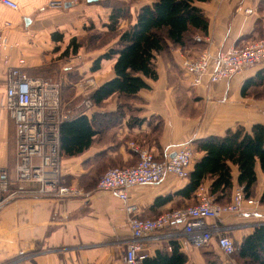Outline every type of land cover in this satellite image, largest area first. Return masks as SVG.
Returning a JSON list of instances; mask_svg holds the SVG:
<instances>
[{"label": "crops", "instance_id": "1", "mask_svg": "<svg viewBox=\"0 0 264 264\" xmlns=\"http://www.w3.org/2000/svg\"><path fill=\"white\" fill-rule=\"evenodd\" d=\"M11 1L19 5L17 11L0 0V30L7 34L10 43L18 42L21 48L10 51L7 61H0V96L6 89L8 70L16 66L20 57L26 60L27 74H45V65L52 74H58L59 54L63 50H54L62 45L54 35L59 38L63 34L62 42L67 46L85 27L108 21L98 18L105 11L96 9L97 0H73L62 11L48 9L50 0ZM197 5L209 20L208 34L197 36L207 38V43L186 49L174 47L168 58L159 56V78L147 81L149 89L137 94L123 116H119V103L110 100L115 97L101 108L94 106L85 111L89 118L103 117V128L87 151L74 158H63L60 177L71 182L80 191L79 196L56 202L20 192L21 187H30L16 180V127L7 112L0 113V180L6 178L9 182L8 190L0 193V264H126L125 251L131 239L127 213L115 194L98 190V176L112 167L137 163L136 148L147 149L157 160H164L186 142L194 150L192 170L205 154L197 151L202 139L223 136L239 126L250 130L255 124L264 125V99L255 100L252 93L242 95L243 85L264 72V66L250 68L217 84L192 86L176 65L185 57H196L201 49L226 52L264 38V0H210ZM7 23L10 28L4 27ZM114 62H101L100 69L93 72L96 82L86 95L114 77ZM107 64L110 74H102ZM183 98L191 105H179ZM256 172L255 199L260 200L264 172L259 165ZM233 177L234 192L239 188L235 167ZM187 183L188 179L168 176L158 185L131 188L129 201L136 208L133 216L155 219L196 203L198 191L195 199L178 193ZM209 186L210 182H206L204 188ZM208 223L218 228L208 245L194 248L182 230L168 228L141 242L143 262L159 257L169 261L179 254L184 258L183 264H233L220 250L218 237L228 236L240 246L256 227L264 224V203Z\"/></svg>", "mask_w": 264, "mask_h": 264}, {"label": "built area", "instance_id": "2", "mask_svg": "<svg viewBox=\"0 0 264 264\" xmlns=\"http://www.w3.org/2000/svg\"><path fill=\"white\" fill-rule=\"evenodd\" d=\"M2 3L12 10L19 9L14 1L2 0ZM69 3L66 0H50L47 7L62 11ZM5 27L10 28V24H5ZM196 41L207 43L208 39L196 36ZM20 48L18 42L10 43L7 34L0 30V61H7L8 53ZM180 65L192 86L224 82L250 68L264 66V38L226 52L213 53L206 48L195 59L183 58ZM25 67L26 60L20 57L16 66L8 70L6 89L0 96V113L7 112L16 127V180L21 185L33 186L31 189L21 187L19 190L56 202L79 196L77 188L60 183L63 159L60 154V124L64 119L61 116V85L29 76ZM136 152L140 157L138 164L111 168L98 183L99 191L115 194L124 204L131 236L125 251L126 264H143L145 256L140 255L141 242L155 233L176 227L182 230L191 246L202 248L211 242L218 229L211 226L209 220L240 214L245 204L251 207L260 205L259 200L246 199L243 189L237 188L233 202L228 206H220L201 187L197 193L198 205L171 210L155 219L135 217L136 208L129 201L131 188L158 185L168 176L188 179L194 159L190 142L182 144L164 160H157L144 148H136ZM8 188V180H0V193L6 192ZM218 245L225 255L234 253L235 246L230 237H218Z\"/></svg>", "mask_w": 264, "mask_h": 264}, {"label": "trees", "instance_id": "3", "mask_svg": "<svg viewBox=\"0 0 264 264\" xmlns=\"http://www.w3.org/2000/svg\"><path fill=\"white\" fill-rule=\"evenodd\" d=\"M209 1L149 0V4H144L138 9L134 21H130L126 29L120 30L121 19L129 16L130 10L120 5L108 4L111 11L107 23L103 26L108 28L111 34H115L116 41L103 55L94 60L91 71H98L103 60H115L114 77L88 95L92 107L101 108L106 101L115 97L119 101V116H123V111L130 109L137 94L149 89L147 81H156L159 78L157 70L159 56L168 58L174 47L186 49L203 46V43L196 41V36L208 34L209 20L197 4ZM55 36L56 41L63 43L61 34L59 38ZM75 42L73 39L62 55L69 52L77 54L80 46L75 45ZM56 49L61 51L60 47ZM176 65L179 66L177 63ZM263 84L264 72H261L243 85L242 95H248L252 88ZM67 113L69 115L64 116L60 124V154L62 158L70 159L83 154L93 145L95 138L101 133L104 120L103 117L89 118L83 109L72 114L70 111ZM197 151L205 154L195 162L187 185L178 192L181 196L195 199V193L204 187L206 182H210L208 194L216 197L215 201L228 204L233 197L235 167L238 171L237 186L243 189L245 198H256L257 165L264 172V125L255 124L250 130L239 126L235 130H228L223 136H209L198 142ZM259 202L264 203V192ZM234 246V253L229 257L235 256L237 264H264V224L256 227L253 234L246 237L240 246L235 243ZM183 262L182 255L174 254L169 261L166 257H159L146 259L143 263L183 264Z\"/></svg>", "mask_w": 264, "mask_h": 264}, {"label": "rangeland", "instance_id": "4", "mask_svg": "<svg viewBox=\"0 0 264 264\" xmlns=\"http://www.w3.org/2000/svg\"><path fill=\"white\" fill-rule=\"evenodd\" d=\"M66 1L71 2L73 0H66ZM80 1L85 2L86 0H80ZM143 3L149 4V0H99L98 2H95L94 4H95L96 9L100 8V10L103 9L105 11V15L103 16V11H101L98 18L99 19L104 18L106 20H108V16L111 11L110 10L108 12L109 5L115 4L116 6L120 5V6H123L124 8L125 7L128 8L130 10V15L129 16L126 15V17L121 19V22L119 24V30H120V29H126L129 26V22L134 21L136 17V13L138 11L137 8H139L138 6H140ZM63 36L64 35L62 34V37ZM73 39L76 40L75 45H79L80 49L77 54L73 52H69L67 55H62V53L59 54V73L58 74H52L53 71L49 68V66H46V65L44 66L45 74H29V76L31 77L38 78L40 80L50 81L53 83H59L62 86L63 107L61 110V116H67L68 114L67 111H70V114H72L75 111H81L82 109L83 111H86L92 107L91 103H88L89 101L88 95H86V93L93 88V84L95 80V74L93 73V71H91L92 64L94 63V60L96 57L98 58L99 56L103 55L107 51V48L111 47L112 44H115V41H116L115 34H111V31L105 26H103V20H100V22H96L94 25L91 24V26L87 28L85 27L83 30H81V32L79 31V33L76 34L75 37L69 40V43ZM67 46L63 42L62 45H60L59 47L61 50L64 51ZM54 50H57V49L55 48ZM202 50L203 49H201V51ZM189 57L195 59L197 55L196 57H191V56ZM106 61H109V60H106ZM179 66L181 68V65ZM109 72H110V65L107 64V66L103 68V71L101 73L107 74ZM101 81L102 80H99V82ZM250 92L252 93V95H250L251 97L255 98V100L261 101V99H264V84L262 86H256L255 88H252ZM110 100L119 103L117 99L115 100L110 99ZM120 103H122V101H120ZM180 104L181 105H185V104L191 105L184 98L180 99ZM192 113L194 115L197 114L195 111ZM136 155L138 156V161L134 165L138 164L140 160L139 154H136ZM62 162H63V159L61 161V164ZM134 165H131V166H134ZM123 167H130V166H121V167H112V168H123ZM106 172H103L100 176H98L97 178L98 183L100 182L102 176ZM60 183H61V180H60ZM61 185H64L67 187H74L73 185H71V182L70 183L68 182L67 179L62 180ZM235 191L233 192V197L229 200L228 204L215 201L216 197H214V201L216 202V204L220 206H228L233 202ZM198 203L199 201H197L196 203L195 202L190 203L187 207L198 205ZM247 206L248 205L246 204L244 205V209H243L244 211L246 210ZM181 208H184V207H181ZM244 211L242 213H244ZM222 236H225V235H222ZM229 259L233 261V264H237L236 262H238V260H235V256Z\"/></svg>", "mask_w": 264, "mask_h": 264}, {"label": "water", "instance_id": "5", "mask_svg": "<svg viewBox=\"0 0 264 264\" xmlns=\"http://www.w3.org/2000/svg\"><path fill=\"white\" fill-rule=\"evenodd\" d=\"M89 1H93V0H89ZM28 21V20H27ZM29 23V22H28Z\"/></svg>", "mask_w": 264, "mask_h": 264}]
</instances>
